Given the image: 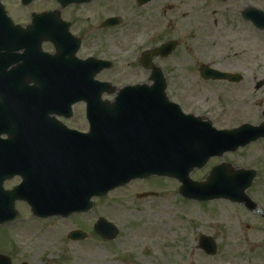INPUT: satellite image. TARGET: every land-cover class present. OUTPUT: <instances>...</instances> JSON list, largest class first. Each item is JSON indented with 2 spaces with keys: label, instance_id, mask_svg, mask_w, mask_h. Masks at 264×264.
Listing matches in <instances>:
<instances>
[{
  "label": "rangeland",
  "instance_id": "374dc122",
  "mask_svg": "<svg viewBox=\"0 0 264 264\" xmlns=\"http://www.w3.org/2000/svg\"><path fill=\"white\" fill-rule=\"evenodd\" d=\"M163 1L174 3L177 13L184 16L181 28L174 30L170 26L165 31V34H174L183 40L176 55L167 63L177 70L180 77L177 85L170 84L169 95L178 96L190 104L191 96L200 99L201 95L220 94L223 109L231 111L233 122L239 124L244 120L264 119L261 114L264 110V86L259 90L255 88V80L264 78V29L256 28L240 15V10L250 4L264 9V0H231L233 7L228 5L231 10L224 15L222 7L228 1ZM160 2L156 0L152 5L157 6ZM4 3L12 15H19L18 21L21 15L30 11L20 4V0H4ZM31 7L52 8L55 1L41 0ZM110 8L112 12L114 6ZM123 10L126 15H134L138 11L133 0H124ZM217 14L218 24H222L218 29L215 25ZM161 19L159 17L162 23H157L160 26L163 24ZM201 22L205 23V37H199ZM152 28V19L137 21L125 28L128 30L123 37L122 54L126 50L130 53L126 59H115L118 64L122 61L125 70L129 69L126 61L139 49L137 42L144 39H136L137 33H149ZM109 48L107 53L113 56V47L109 45ZM235 51L238 55L233 68L247 79L242 86H224L226 84L208 82L200 77L198 63L201 55V61H208L224 52ZM226 62L232 60L226 59ZM119 82L117 86L124 84ZM263 144V141H256L239 149L233 160L257 170V177L248 192L264 211ZM219 161L220 158H212L203 168L194 169L191 177L203 179ZM180 185L176 178L157 176L155 182L137 181L135 185L121 187L109 197H95L94 218L106 216L120 228V235L112 241H102L95 236L91 243L72 242L67 232L76 223L65 219L37 218L30 213L28 217L25 205L22 209L26 213L20 216L22 221L0 227V252L10 256L13 264L22 261L30 264H264V220L260 213L250 212L245 206L227 199L209 202L187 199L179 193ZM133 187L137 191L153 188L160 195L139 200L131 197L134 196L133 191L128 198L127 192H131ZM201 234L213 238L217 245L215 254H208L199 247Z\"/></svg>",
  "mask_w": 264,
  "mask_h": 264
},
{
  "label": "flooded vegetation",
  "instance_id": "af4514ba",
  "mask_svg": "<svg viewBox=\"0 0 264 264\" xmlns=\"http://www.w3.org/2000/svg\"><path fill=\"white\" fill-rule=\"evenodd\" d=\"M38 1L41 0H31L26 3L20 0V4L30 10L20 16V21L17 20L19 15H12L7 6L8 16L12 19V23L5 21V18H8L6 15H0V181H3V188L5 190H11L23 182L24 179L30 180L35 177L42 181L44 187L55 186L53 190L57 192L58 189L55 182L56 180H61V176L52 174V167L56 169L62 167L59 169L62 170L68 166L67 174L64 177L68 179L72 176L73 170L70 166H74L76 158L74 151L78 146L83 145V135L92 129L88 117L87 99H94L97 96L90 98L88 96L83 97L81 100L72 103L68 110L65 105L60 104H54L56 109L53 104L52 107L46 109L44 108V102L49 95L43 90L39 95H36L43 105V108L39 109V106L31 98L33 95L27 92L28 87L24 86L30 87L39 83L44 89L46 84L53 83L51 82L50 76H53L56 84L60 88L64 87L66 92L77 85V79L81 83H88L90 80L96 79L102 82H108V84L117 88L125 85L143 83L151 85L155 80L151 76V68L146 67L141 60L143 51L156 48L169 40H176L177 45L172 52L166 55L157 54L152 58V62L160 66L163 70L168 91L170 84L177 85L179 83L180 77L177 70L167 63L176 55L178 49L182 46L183 40L180 36L165 34V31L170 26L174 30L181 28L184 16L181 13H177L179 11H177L178 9H176L174 3L166 4L167 2L165 3L163 0L157 6L152 5L156 0H133L138 9V11L134 12V15H126V11L123 10L124 0H82L73 1L66 6H62L58 0H54L55 7L52 8L40 7L34 9L31 7ZM223 1H228V4L222 7L223 11L221 12L224 15L225 12L231 10L228 5L233 7V1ZM111 5L114 6L112 11H115L114 13L111 12ZM246 8L240 10L241 16H243L242 11ZM50 10H59L61 12V19L68 23L67 29L66 23H63V25L62 23L55 24L58 28L56 31L57 35H61L63 33L62 29L64 28V39L60 37H55L54 39L47 38L46 22L41 21V23L35 24V26H41V32L35 28L27 37L24 36L23 38L15 40V32L13 31L14 23L28 28L33 25L35 14ZM111 17L118 18L119 21L114 24H109L108 20ZM159 17L162 18V26L159 25L162 23L159 22ZM148 19H152L154 28L149 33H145V31L137 33L136 39L144 38L145 40L143 39L144 41L140 40L137 42L136 45H138L139 49L134 57L126 61L129 69L125 70L122 61L118 64L115 60L120 57L126 59L130 53L129 50H126L125 54H122L124 49L121 45L125 42L123 37L126 30H128L125 28L137 21L147 22ZM243 19H245L244 16ZM218 22L217 14L215 20L217 29L222 25L218 24ZM147 26L148 24H145V27ZM204 27L205 23L201 22L199 37H205ZM217 34L219 35L220 32ZM14 41H19L17 42L19 48L13 49ZM25 42L28 43L29 48L26 47ZM62 43H64L63 47ZM109 45L113 47V52H111L113 56H109L110 54L107 53L110 49ZM197 54L195 53L196 56H199ZM237 55L238 53L236 51L232 53L224 52L218 57H211L208 61H201L203 58V55H201L199 59L200 63H198L200 77L208 82L213 81L216 83L219 82L221 85L226 84L224 86H242L243 82L247 79L241 72L233 68V61L237 60ZM50 56L53 58L52 64H46ZM90 58L109 63L105 64V66H101L102 63H87L84 67L78 65L79 62L84 63L85 60ZM226 59L232 60V62H226ZM204 65L221 72L231 74L238 72L240 73V79H206L201 74V69ZM94 72L96 73L93 74ZM119 81H122L121 83L124 84L117 86L120 83ZM255 81L256 89L259 90L264 86V78ZM62 82L64 83L63 85L61 84ZM20 84L23 87H21L19 92H16L18 89L17 85ZM65 96L67 99L71 97L69 93H65ZM52 97L53 99L61 98V95L52 94ZM116 97V93H103L100 99L113 101ZM169 97L179 103L185 113L201 117V121L210 122L211 126L217 130L233 129L245 122L258 124L263 121V119L253 122L244 120L239 124L233 122L231 111L229 109H223L220 94L217 96L201 95L200 99H195L198 96H191L193 100L190 101V104H187L178 96L173 97L169 95ZM261 114L264 117L263 110ZM256 141L264 142V137ZM86 144L88 145V140H86ZM247 146L233 151H227L221 156H214L213 158H220V163L230 162L235 166H243L239 165L240 163L234 161L233 158H235L239 149ZM156 177L150 176L147 178L133 179L121 187L131 184L135 185L137 181L146 183L155 182ZM121 187L111 190L107 195L102 197H109L110 194H113ZM41 192L45 196H48L45 191ZM131 193L134 195L131 196L132 198L139 200L148 197H158L160 195V192L153 188L137 191L133 187L131 192H127L128 198H130ZM92 199L93 205L88 210L75 211L69 215L52 214L43 219H65L76 223L67 232V237L72 242L91 243L95 236L102 241L117 239L121 233L118 225L117 235L112 239L105 238L96 231L95 222L103 216L94 218L95 203L94 198ZM238 204L245 206L243 203ZM25 205L28 209L26 210V212L28 211L27 216L30 214L33 215L31 205L26 200L17 198L12 205L18 212L17 216L4 224H0V227L6 226L7 223L14 224L20 221V219L22 221L23 219L20 216L26 213L22 209ZM246 209L249 210L247 207ZM249 211L252 212L251 210ZM104 217L107 218L106 216ZM77 219H79L80 224L77 223ZM71 230H79L82 235L81 238H70L69 234ZM23 263L22 261L20 264ZM11 264H13L12 258Z\"/></svg>",
  "mask_w": 264,
  "mask_h": 264
},
{
  "label": "water",
  "instance_id": "95a60500",
  "mask_svg": "<svg viewBox=\"0 0 264 264\" xmlns=\"http://www.w3.org/2000/svg\"><path fill=\"white\" fill-rule=\"evenodd\" d=\"M22 1L26 3L31 0ZM59 1L62 6H66L73 1L82 0ZM60 14L59 10L45 12L42 17H39L40 14H35L33 25L28 28L14 24L15 40L27 37L35 28L39 30L38 27H40L41 30V26H35V24L37 25L42 20L46 22L47 38L54 39L51 36L54 28L51 21H54L55 16L57 22L63 21ZM0 15H7L1 0ZM243 15L251 19L257 26L264 27V12L262 10L249 6L243 11ZM5 21L12 23L11 18H5ZM118 21V18L111 17L108 23L114 24ZM67 28L68 23H66ZM25 43L29 48L28 43ZM176 45V40H169L161 46L142 53L141 60L146 67L152 70L151 76L155 80L152 85L137 84L117 88L104 82L100 85L92 84L89 90H81L79 87V94L95 93L99 96L107 91L116 92L117 98L113 102L103 101L100 98L88 99L89 104H94L99 100L103 109L100 108L101 110L97 111L94 108L90 109L93 126L90 136L93 137L94 146L90 149L88 158H84L87 161L84 160L81 163V169L78 168L73 194L66 195L61 190L59 193H62L63 196L56 194L53 186L44 187L38 178H33V181L26 180L23 184L5 191L1 180L0 203L6 202V205L0 208V222H6L17 215V211L12 206L17 198L29 200L37 215H49L55 212L69 214L74 210L91 208L90 198L93 195H105L110 189L124 185L134 178H144L155 174L177 178L181 182L180 193L188 198L210 200L224 197L242 202L249 208L257 206L247 193V189L255 177L253 169L238 168L229 162H222L212 168L206 180L198 181L191 178V172L196 167H203L211 156L222 155L228 150H236L240 145L264 137V120L259 125L245 123L234 129L217 130L211 126L210 122H203L201 118L184 114L179 105L168 98L163 71L152 62L153 56L166 55ZM17 48L19 46L14 43L13 49ZM52 60V57H48L49 62L52 63ZM86 62L102 63L101 66L109 63L94 58H90ZM201 74L205 78L238 80L240 78L237 74L221 72L206 65L202 66ZM50 77L54 84H46L44 89L39 83L30 87L24 86L28 87L29 94L35 96V100H37L35 104L39 106V109H42L43 105L36 95H39L43 90L49 95L44 102L46 109L55 103L52 100V94L61 93L64 95L66 90L56 84L53 76ZM17 86L16 92H19L23 85ZM72 94H74L73 91ZM71 100L74 101L75 98L70 97L67 101L61 100L60 104L63 102L70 104ZM66 173V169L58 170L52 167V174L64 175ZM18 190L20 192L27 191L26 195H18ZM39 190L45 191L48 196ZM32 196L37 203L31 201ZM68 202L71 204L65 208ZM95 229L108 239L115 238L118 232L115 225L105 218H100L96 222ZM80 233L79 230L71 231L69 236L81 238ZM200 239V245L207 252H215L216 245L212 237L201 235ZM0 264H11L10 257L0 253ZM23 264L28 263L24 262Z\"/></svg>",
  "mask_w": 264,
  "mask_h": 264
}]
</instances>
